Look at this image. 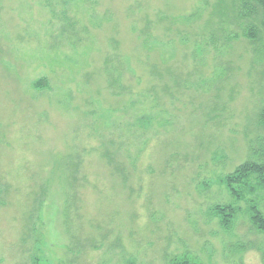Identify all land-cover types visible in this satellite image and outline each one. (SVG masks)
Instances as JSON below:
<instances>
[{
  "label": "rangeland",
  "instance_id": "374dc122",
  "mask_svg": "<svg viewBox=\"0 0 264 264\" xmlns=\"http://www.w3.org/2000/svg\"><path fill=\"white\" fill-rule=\"evenodd\" d=\"M218 1L0 0V264H264L224 182L264 159V33Z\"/></svg>",
  "mask_w": 264,
  "mask_h": 264
},
{
  "label": "trees",
  "instance_id": "16d2710c",
  "mask_svg": "<svg viewBox=\"0 0 264 264\" xmlns=\"http://www.w3.org/2000/svg\"><path fill=\"white\" fill-rule=\"evenodd\" d=\"M215 12L213 16L219 14L224 22L226 18H233L234 23L245 22L248 26L245 36L252 42L261 40L264 33V0H219L214 6ZM221 20V21H222ZM210 22H213L211 15ZM258 22V24H257ZM44 81V80H43ZM40 81L41 85H44ZM260 124L264 125V107L259 114ZM113 158V157H112ZM109 158L110 164H113V159ZM122 177L126 179L125 172ZM229 192L236 199H241L244 196L245 190L254 192L255 186L259 190L264 191V159L262 161L248 160L240 164L236 170L228 175L224 180ZM221 216V223L224 228H230L237 213V209L233 205H225L216 208ZM251 222L259 231L264 230V214L257 205L252 204L249 209ZM176 264H190L188 261Z\"/></svg>",
  "mask_w": 264,
  "mask_h": 264
}]
</instances>
